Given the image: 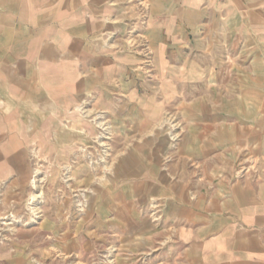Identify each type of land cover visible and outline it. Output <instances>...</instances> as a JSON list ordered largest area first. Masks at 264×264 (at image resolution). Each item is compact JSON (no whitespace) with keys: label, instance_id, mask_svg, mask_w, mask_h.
Returning a JSON list of instances; mask_svg holds the SVG:
<instances>
[{"label":"crops","instance_id":"0c3cea01","mask_svg":"<svg viewBox=\"0 0 264 264\" xmlns=\"http://www.w3.org/2000/svg\"><path fill=\"white\" fill-rule=\"evenodd\" d=\"M138 18L150 79L105 47ZM88 97L113 128L99 185L80 150L95 131L70 113ZM166 114L174 143L156 128ZM30 153L52 170L50 202L0 264H264V0H0V180L24 188ZM67 168L93 189L79 217L54 194Z\"/></svg>","mask_w":264,"mask_h":264},{"label":"rangeland","instance_id":"374dc122","mask_svg":"<svg viewBox=\"0 0 264 264\" xmlns=\"http://www.w3.org/2000/svg\"><path fill=\"white\" fill-rule=\"evenodd\" d=\"M143 22V19L140 20L138 18L137 22L131 24L122 36L116 33L107 34L105 47L120 49L124 46L126 50H132L142 59V62H146L145 66L152 71V66H154L153 57L140 29L144 25ZM136 23H139V29L135 26ZM128 39H132L133 43L128 44L130 42ZM153 74V71L145 73L144 78L150 79ZM70 113L86 120L95 131L93 135L89 136L87 146L80 147V150L93 176L94 184H103L108 178L112 177L113 173L111 168V160L114 155L113 128L110 117L107 113L93 106L92 97L86 98L82 103L73 107ZM88 113L90 114L89 116L87 115ZM98 124H101L104 128L99 127ZM105 128H108L109 131L106 136L103 131ZM156 128L165 130L171 143H174L178 139L182 124L173 118L172 115L166 114L164 120H161ZM102 133L105 138L99 136ZM101 142H105L106 148L109 150L108 156L103 159V163H100L102 161L101 147H99ZM29 165L28 180L24 188L21 189L19 186L11 184L10 179L0 180V224L6 223L8 225L7 228L4 224V226L0 225L2 229H5L4 232H0V246H5L10 252L14 251V244L18 242L31 240L32 244L34 229L45 218V208L50 202V200L48 201V198H50V191L48 190L50 188L52 170L48 166L47 161L37 153H30ZM71 172V168L59 170L58 181L60 185L54 190V194H57V204L65 200L63 195L68 196L72 204L73 216L79 217L87 212L89 196L92 194L93 189L73 186ZM240 172L241 169L238 173L240 174ZM74 196H78V199L82 203L84 202L85 206L82 208L76 207L74 201L77 199ZM36 210L40 212L38 216L33 215ZM111 253H106L105 256L101 254L100 257L97 254H89L83 261L80 257L65 258L60 256L57 264H115V253ZM30 262L31 264H48V261L39 260L35 256H31Z\"/></svg>","mask_w":264,"mask_h":264},{"label":"built area","instance_id":"2783aa9c","mask_svg":"<svg viewBox=\"0 0 264 264\" xmlns=\"http://www.w3.org/2000/svg\"><path fill=\"white\" fill-rule=\"evenodd\" d=\"M99 136H101V138H105V136L103 135V133L102 134H100ZM101 149V157H102V161H100V163H103V159H105L107 156H108V149L106 148V146L104 147V148H100ZM77 200H75L74 201V203H75V206L76 207H80V208H82V207H84L85 205H84V202L82 203L79 199H78V196H74Z\"/></svg>","mask_w":264,"mask_h":264},{"label":"bare ground","instance_id":"6f19581e","mask_svg":"<svg viewBox=\"0 0 264 264\" xmlns=\"http://www.w3.org/2000/svg\"><path fill=\"white\" fill-rule=\"evenodd\" d=\"M131 40H132V39H131ZM131 40L128 39V41H130V42H128V44H132V43H133V41H131ZM134 43H135V42H134ZM125 45H126V44H125ZM134 46H136V45H134ZM127 47H128V46H127ZM127 49H128V48H127ZM143 54H144V53H143ZM145 63H146V62H145ZM145 65H146V64H145ZM88 114H89V113H88ZM100 119H101V117H100ZM98 125H99V127H101V128L103 127V126H101V124H98ZM103 128H104V127H103ZM103 131L105 132L104 135H108V134H109L108 128H105ZM105 146H106L105 142H101L99 147L104 148ZM106 163H107V162H106ZM104 164H105V163H104ZM32 210H33V209H32ZM36 211H37V210H36ZM36 211H35V212L32 211V212H34L33 215L38 216V214H39L40 212L37 211V213H36ZM3 224L6 225V223H2V224H0V225H3ZM4 225H3V226H4ZM3 226H2V227H3ZM7 226H8V225H6L5 227L7 228ZM4 230H5V229H2V228L0 227V232H2V231L4 232ZM111 254H112V253H111Z\"/></svg>","mask_w":264,"mask_h":264}]
</instances>
